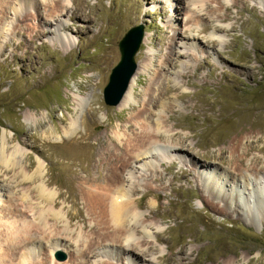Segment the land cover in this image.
Segmentation results:
<instances>
[{
	"label": "rangeland",
	"instance_id": "1",
	"mask_svg": "<svg viewBox=\"0 0 264 264\" xmlns=\"http://www.w3.org/2000/svg\"><path fill=\"white\" fill-rule=\"evenodd\" d=\"M32 1L27 18L22 17L26 6L20 17L10 8L20 0H0V145L7 135L9 147L20 146L25 164H32L29 174L38 163L47 167L48 189L60 194L58 210L75 218L67 226L79 232L81 219L89 217L80 196L81 179L104 148L97 140L110 142L104 140L108 133L117 142V126L126 124L128 135L138 133L130 125L132 112L107 105L104 89L120 62V41L142 24L144 39L147 35L153 43L143 40L136 57L137 65L147 59L148 71L140 75L135 101L149 100L150 81L156 88L154 76L162 68L161 90L177 87L153 109L151 129L164 136L154 144L160 154L152 149L126 175V189L135 190L131 198L138 200L139 212H155L142 218L149 228L136 233L137 241H148L155 250L130 261L108 245L104 252H112H103L100 259L113 264H264V0H209V8L201 12L185 7L184 0H65L73 14L68 22L73 44L64 51L48 20L36 15L34 5L51 0ZM224 5L231 7L228 14ZM183 6V14L173 21ZM209 38L216 40L215 47ZM170 51L191 56L173 57L176 66L169 70L165 59ZM78 95L87 99L82 110H77ZM30 112L39 119L36 123L25 117ZM73 117L78 131L67 136ZM174 149L184 151L173 154ZM221 154L225 162L218 160ZM237 158L243 160L238 171L228 163ZM13 175L0 167L1 211L11 195L2 190L10 192ZM92 175L96 177L94 170ZM39 183H15L12 195L19 198V192L32 191ZM208 201L225 212L211 209ZM39 240L40 251L31 264L48 254L47 241ZM67 247L55 253L61 264L74 250Z\"/></svg>",
	"mask_w": 264,
	"mask_h": 264
},
{
	"label": "bare ground",
	"instance_id": "2",
	"mask_svg": "<svg viewBox=\"0 0 264 264\" xmlns=\"http://www.w3.org/2000/svg\"><path fill=\"white\" fill-rule=\"evenodd\" d=\"M184 1L185 5H187L185 7L196 8L199 12H201L204 7L206 8V6L209 8L207 3L209 0ZM23 6H26V8H24L26 9V13L23 14L22 17H29L31 14L30 7L33 6L32 0H20L18 6L10 7L14 12L13 15L20 17V10L23 9ZM34 6L36 8L37 17L40 18V20L42 19V21L46 20L45 23L48 20L46 25L52 27L53 33L57 34L56 41L60 44L61 50L64 51L71 48L73 40L68 33V22L73 18V14H69V7L65 5V0L59 2H53L52 0L44 1ZM224 6L228 14L231 7L228 5ZM185 7L183 6V8L178 9L176 17L172 18L173 21L176 22L179 20ZM56 8L59 9L56 10ZM42 9L43 12H45V17L42 14ZM210 10L216 11L215 9ZM57 13L58 16L56 18L54 15ZM192 18V16L188 17L186 26L192 22ZM227 18L228 15L223 19ZM25 19L26 18L21 21ZM50 19H52V21L49 23ZM191 29L192 26L189 27L188 30ZM200 31L204 32V29ZM216 31L221 32L223 29L216 28ZM192 40L200 47L201 43L199 39L197 41V38L193 37ZM209 42L213 47L217 45L214 38H211ZM144 43L152 45L153 42L150 37L146 35ZM190 56L191 55L188 54L182 55L170 51L167 53L165 60L168 63L169 70H173L176 66L173 57L180 59ZM146 60L145 58L144 61L138 64L137 71L131 80L129 89L118 106L122 109L121 111L127 108L132 112L133 116L130 118L133 117L134 123L131 119L130 125L137 130L138 133H134V137L128 135L127 131H125L129 130L128 124L117 126L118 132L115 134L117 142L106 133L104 140H109L110 142L108 143L111 145L106 143V141H99L98 139V144L104 146V148L99 150L95 155L97 157V159H95L97 160L96 163L86 167V171L83 170L86 172V178L81 179L80 196L81 200L84 202L85 209H83L89 217L81 219L83 223V227L81 226L80 229L81 231H73L67 226L68 223L71 224L74 221L75 218L73 215L58 210L61 205L59 200L60 194L48 189L50 180H45V174L48 172L47 167L38 163L34 172L29 174L32 164H25L26 153L18 145L9 147V140L11 138L7 135H3L0 145V167L7 173L13 172V179L15 181L14 183H10V192L8 191L9 189L6 191L1 189L5 193L11 195L8 198L9 200L6 201V210L3 209V211H1L2 207H0V264L34 263L37 259L36 253L38 250L40 251L37 243L39 239L47 241L45 249L48 254L42 253L40 256L42 257L41 261H39L38 264H61L58 259H56L55 253L59 250H68V247L66 248L68 244H71L74 250L70 251L71 253H69L66 264H113L110 260L102 262V259H100L103 257L102 254L108 245V247L112 246V248H116L124 259L130 258V261L142 260V258L150 254L152 255V251L155 250L154 246L148 241H143V243L137 241L136 233L144 231L147 227L149 228V226H146V223H144L145 219L142 220V218H151V215H155V212L151 209L149 216H145L139 212L141 207L138 205V200L131 198V194L134 193L135 190L128 191L126 189L125 183L130 179H127L126 175L131 173L134 163H142L144 160L148 159V156L152 153V149H154L155 152L158 151V154H160L159 152H161V150L154 147V144L156 143V139H162L164 136L153 131L154 129H151V125L154 123L153 109L155 110L161 104V100L170 94V90L176 91L177 87L169 88L167 86L165 89L161 90L162 87L160 86V82L163 75L162 73L164 72L162 68V70L160 69L161 71L154 76L153 83L156 85V88L150 87V85H152V81H150L151 83L148 89L149 100L142 101V103L136 102L135 98H137L138 95L136 94L135 88L139 85L140 75L148 71ZM198 67L196 70L200 69V67ZM180 76L186 79L191 77L188 73H181ZM187 83L189 84L190 81H187ZM86 102L87 99L78 95L76 98L77 110H82ZM166 109L165 106V110ZM136 115L138 117H136ZM34 116L35 115L30 112L25 117L28 121L36 123L39 119ZM77 122L78 120L75 117L71 119L70 126L68 130L65 131L67 136L69 134H76L78 131ZM119 131H123V134H120ZM52 133L51 131V134ZM180 145L185 147V140H182ZM180 151H184V149H174L172 153L181 154ZM158 154L153 157H159ZM224 155L225 154H221L218 160L225 162ZM228 163L235 166L234 170L236 169V171H238L243 165V160L237 158ZM160 166L162 167V164H160ZM93 170L95 171L96 177L92 175ZM169 172L171 171L169 170ZM182 176L187 177L188 175L184 173ZM35 182L40 183L35 185L34 190H27L22 194L19 192L18 199L12 195L13 192L11 188H14L13 186L15 183L24 186ZM5 193L2 196H5ZM32 194H34V196ZM2 202L5 201L0 200V206L4 205ZM206 203H209L210 208L215 209L219 213H223L226 210L224 207H219L220 204L218 203L212 201ZM90 218H92L93 221H90ZM4 227L6 229L2 230ZM82 228L89 230L91 233L87 235L84 234ZM156 240L160 241L161 238L156 236ZM143 247L145 250H143ZM111 250L112 249L108 252H104V254L107 255L111 253ZM171 262L173 263L172 260Z\"/></svg>",
	"mask_w": 264,
	"mask_h": 264
},
{
	"label": "water",
	"instance_id": "3",
	"mask_svg": "<svg viewBox=\"0 0 264 264\" xmlns=\"http://www.w3.org/2000/svg\"><path fill=\"white\" fill-rule=\"evenodd\" d=\"M144 29L145 26L142 24L131 28L119 43L121 59L113 68L104 89V100L109 106L119 105L129 89L138 68L136 57L143 44Z\"/></svg>",
	"mask_w": 264,
	"mask_h": 264
}]
</instances>
